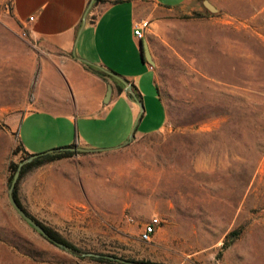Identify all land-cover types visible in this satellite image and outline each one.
Returning <instances> with one entry per match:
<instances>
[{"label": "rangeland", "instance_id": "rangeland-1", "mask_svg": "<svg viewBox=\"0 0 264 264\" xmlns=\"http://www.w3.org/2000/svg\"><path fill=\"white\" fill-rule=\"evenodd\" d=\"M101 7L93 0V16ZM214 7L176 15L143 0L150 17L144 39L166 109L160 132L108 140L97 149H117L73 151L19 173L23 208L73 252L34 231L9 202L13 165L26 160L12 116L38 109L33 90L52 56L36 52L10 0H0V264H102L81 253L264 264V0H217ZM156 104L153 120H161ZM151 220L159 225L142 241Z\"/></svg>", "mask_w": 264, "mask_h": 264}, {"label": "crops", "instance_id": "crops-1", "mask_svg": "<svg viewBox=\"0 0 264 264\" xmlns=\"http://www.w3.org/2000/svg\"><path fill=\"white\" fill-rule=\"evenodd\" d=\"M105 1L93 16L91 0H10L15 23L28 42L38 54L52 56L42 64L33 90L32 100L38 109L18 118L12 116L18 143L28 155L69 147L97 149L109 146L105 144L108 140L118 145L126 142L128 135L138 138L164 128L166 109L154 68L143 56L141 43L145 39L138 40L133 33L136 21L148 22L150 18L143 0ZM150 1L176 15L203 7L199 0ZM208 1L216 6L217 0ZM76 58L126 80L132 94L120 81L97 76L88 69L92 66ZM136 101L144 102L146 111H141ZM155 101L161 120H153ZM121 122L124 126L120 128Z\"/></svg>", "mask_w": 264, "mask_h": 264}, {"label": "water", "instance_id": "water-1", "mask_svg": "<svg viewBox=\"0 0 264 264\" xmlns=\"http://www.w3.org/2000/svg\"><path fill=\"white\" fill-rule=\"evenodd\" d=\"M92 2H93V0H91L90 5L92 4ZM201 2H202L203 7L207 11H209L210 13L217 12V9L208 0H201ZM141 47H142V52H143L144 59L146 60V62L148 64H150V66L154 67L155 64H154V61L152 60V57H151V54H150V51H149V47H148V44L146 43V41H143L141 43ZM76 59H78L80 62H82V63H84V64H86L88 66L95 67L96 69H98V70L104 72L105 74H107V75L115 78L116 80L120 81L124 85L125 91L128 92V93H130V94H132L131 86H130V84L126 80H123L122 78L118 77L116 74H114V73H112L110 71H107V70H105L104 68H102V67H100L98 65L92 64V63H90L88 61H85L83 59H80V58H76ZM110 91H111V86H108L107 94H109ZM136 104H138L139 106H141V111H143L144 108L141 105V103L136 101ZM132 139H133V135L131 134L130 137H129L128 142H130ZM107 150L108 149H106V150H104V149H79V148H75V147H69V148H61L59 150H51V151L44 152V153H41V154H33V155H30L24 162H21L18 165V167L16 169V172L14 174V177H13L12 183H11V185L9 187L8 194H9V202H10L11 207L13 208V210L15 211V213L18 215V217L21 220H23L34 231H36L37 233H39L42 237H44L46 240H48L49 242H51L55 246H57V247H59L61 249H64V250H68L69 251L70 249L67 246H65L62 243H59V242L54 241L53 239H51L47 235V233L43 230V228L40 225H38L32 218H30L18 206V204L14 200V198L12 196V193H13L14 186L16 184V181L18 179L20 169L24 165V163H30L34 159H36L38 157H41V156H44V155H47V154H50V153H54V152H59V151H82V152L94 153V152L107 151ZM80 255L81 256H86V257H100L99 254H92V253H81ZM110 259H115L117 261H120V262L126 263V264H156V263H150V262H131V261H126V260H122V259H118V258H112V257H110Z\"/></svg>", "mask_w": 264, "mask_h": 264}, {"label": "trees", "instance_id": "trees-1", "mask_svg": "<svg viewBox=\"0 0 264 264\" xmlns=\"http://www.w3.org/2000/svg\"><path fill=\"white\" fill-rule=\"evenodd\" d=\"M96 3L98 4H103L106 1L105 0H95ZM88 69L90 71H92L94 74H96L97 76L101 77V78H110V76H108L107 74H105L104 72L94 68V67H88ZM119 91H121V87H119ZM18 151H22L25 155V158L27 159L30 155H28L22 148L21 144H18ZM72 155H74L73 151H59V152H54V153H50L41 157H38L36 159H34L32 162L25 164L21 169H20V175H23V173L30 168L36 167V166H40L43 164H46L48 162H51L53 160L56 159H61V158H67V157H71ZM13 168L16 172L17 166L13 165ZM20 178L17 179V181ZM12 180V178H11ZM16 181V182H17ZM12 196L14 198V200L16 201V203L18 204V206L30 217L32 218L38 225H40L43 230L47 233V235L53 239L54 241H57L59 243H62L63 245L67 246L71 251L73 252H78L77 248L74 247L73 245H71L70 243H68L67 241H65L56 231H54L53 229L46 227L44 225H42L40 222H38L37 220H35L33 217H31L26 210L23 208V206L21 205L18 197H17V189L16 186H14V190L12 193ZM237 237V233L236 232H231L227 235V239H231L233 240L234 238ZM225 247V245H224ZM113 258V257H112ZM119 259V258H118ZM90 260L97 262V263H102V264H126V263H122L120 261H117L115 259H110L109 256H103L100 255V257H90ZM123 260V259H122ZM127 261V260H126ZM131 262H136V261H131Z\"/></svg>", "mask_w": 264, "mask_h": 264}, {"label": "built area", "instance_id": "built-area-1", "mask_svg": "<svg viewBox=\"0 0 264 264\" xmlns=\"http://www.w3.org/2000/svg\"><path fill=\"white\" fill-rule=\"evenodd\" d=\"M32 17L29 18V21H32ZM149 27L148 22L146 21H136L134 23V35L138 40L143 39L144 31ZM22 36H25V32H22ZM158 220H151V222L144 225L143 230L140 233V240L149 241L152 235L155 233L156 228L158 227Z\"/></svg>", "mask_w": 264, "mask_h": 264}]
</instances>
